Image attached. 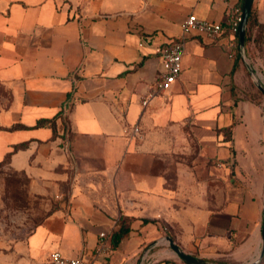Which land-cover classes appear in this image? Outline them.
<instances>
[{
	"label": "crops",
	"instance_id": "crops-1",
	"mask_svg": "<svg viewBox=\"0 0 264 264\" xmlns=\"http://www.w3.org/2000/svg\"><path fill=\"white\" fill-rule=\"evenodd\" d=\"M69 1L0 0V163L38 195L75 175L68 210L49 211L15 249L139 264L166 225L197 257L253 254L264 207V0L253 1L245 58L239 34L193 33L166 91L156 46L179 37L189 14L224 22L244 0ZM209 180L223 186L215 204L208 191L194 197ZM122 217L131 231L114 249ZM160 245L148 263L186 264Z\"/></svg>",
	"mask_w": 264,
	"mask_h": 264
},
{
	"label": "rangeland",
	"instance_id": "rangeland-1",
	"mask_svg": "<svg viewBox=\"0 0 264 264\" xmlns=\"http://www.w3.org/2000/svg\"><path fill=\"white\" fill-rule=\"evenodd\" d=\"M59 1L71 4L69 0ZM259 97L262 95L260 94ZM74 179L75 175L72 174L70 179L61 186L59 192L43 195L33 194L29 188V177L25 173L13 170L7 162L0 163V264H42L41 258L33 257L26 251L20 252L14 246L20 241L24 242L49 211L62 206L68 210L72 200ZM209 181L203 189L194 191V197L202 194L208 197V191L209 201L215 204L223 186L219 184L218 187L216 180ZM169 228V226L163 225L164 236L171 235ZM161 242L160 247L169 248L174 252L168 240L164 239ZM261 246L262 244L249 256L229 255L230 250L224 249L221 251L223 255L210 258L209 261L219 264H249L258 256ZM146 249L147 247L142 250V256ZM151 253L152 250L147 252L144 264L148 263L147 258ZM174 254L177 260L181 259L176 253ZM258 264H264V255Z\"/></svg>",
	"mask_w": 264,
	"mask_h": 264
},
{
	"label": "built area",
	"instance_id": "built-area-1",
	"mask_svg": "<svg viewBox=\"0 0 264 264\" xmlns=\"http://www.w3.org/2000/svg\"><path fill=\"white\" fill-rule=\"evenodd\" d=\"M243 9L241 7H231L226 12L224 22H215L199 18L195 13L189 14L182 23V34L169 43L156 46L155 52L162 61L163 69L159 75V90H169L179 78L183 69V56L185 53L186 42L189 35L193 33L203 34L211 39H218L225 33L238 35L242 21ZM148 37L146 41H150ZM140 45H143L141 43ZM147 103V100L143 102ZM139 128L134 127L133 131L137 132ZM101 240L97 248L98 252L106 249L104 238L105 232H101ZM42 264H93L84 257H69L59 250L49 253L42 261Z\"/></svg>",
	"mask_w": 264,
	"mask_h": 264
},
{
	"label": "water",
	"instance_id": "water-1",
	"mask_svg": "<svg viewBox=\"0 0 264 264\" xmlns=\"http://www.w3.org/2000/svg\"><path fill=\"white\" fill-rule=\"evenodd\" d=\"M253 1L254 0H244V5H243L242 21H241L240 32H239V41H240L241 54L242 56H244V58L246 57L245 56V44H246L247 24H248L249 15L252 9ZM250 70L252 73H254V70L252 68H250ZM257 85L264 91V88L260 82H258ZM164 239L168 240L171 248L175 251V253L182 260H184L185 262L189 264H219V263L211 262L207 259L197 257L193 254L186 252L179 244L175 242L173 237L170 235H166L162 237L160 240L155 241L150 246H148L139 264H144V260H145V256L147 252H149L153 247H155L157 244H159ZM263 255H264V207H263L262 246H261L258 256L255 259H253L249 264H258L261 261Z\"/></svg>",
	"mask_w": 264,
	"mask_h": 264
},
{
	"label": "trees",
	"instance_id": "trees-1",
	"mask_svg": "<svg viewBox=\"0 0 264 264\" xmlns=\"http://www.w3.org/2000/svg\"><path fill=\"white\" fill-rule=\"evenodd\" d=\"M251 16V12H250V15H249V18ZM51 123L52 120H42V121H39V124H42V123ZM145 222H148L147 220H144ZM131 231V224H130V221L128 220V218H121V220L119 221L118 225L115 227V229L112 231L111 233V245L110 247L112 248H117L121 241L130 233ZM184 263L186 264H189L185 261H183Z\"/></svg>",
	"mask_w": 264,
	"mask_h": 264
}]
</instances>
